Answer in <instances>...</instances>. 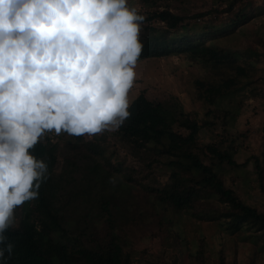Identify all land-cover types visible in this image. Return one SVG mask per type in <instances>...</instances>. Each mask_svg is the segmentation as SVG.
I'll return each mask as SVG.
<instances>
[{
    "label": "trees",
    "instance_id": "obj_1",
    "mask_svg": "<svg viewBox=\"0 0 264 264\" xmlns=\"http://www.w3.org/2000/svg\"><path fill=\"white\" fill-rule=\"evenodd\" d=\"M141 1L152 9L139 12L145 17L140 30L143 52L139 59L186 54L231 68L234 75H227L218 82L207 80L197 81V84L199 96L207 104L209 113L216 115L223 110L234 115L232 98L249 82L246 81L247 70L238 60L242 56L257 59L260 54L256 49L243 53L230 51L215 41L256 16L259 7L264 9V0L261 3L258 0H223L225 6L222 8L212 7L188 16L168 7L160 9L155 0ZM206 15L209 16L205 20L196 21ZM191 20L194 22L190 23ZM160 22L162 26H157ZM193 24L198 27H191ZM132 100L130 117L112 132L113 137L134 149L148 172L163 157L166 159L162 161L170 170V181L161 188L146 185L144 200L153 207H172L178 212L217 221L225 233L238 232L255 242L261 239V247H264V210L249 204L234 188L227 186L221 171L222 164L230 166L235 174L232 181H235L238 172L251 161L253 178L264 192L263 149L260 154L238 162L226 150L207 143V153L217 164L207 163L194 150L200 130L195 120L184 117L180 125L183 130L176 129L162 112L176 116L178 110L172 108L170 101L152 98L145 92ZM74 137L76 144L82 143L87 151L80 155L85 163L81 184L76 189H68L69 180L54 171L57 145L50 137L44 136L31 150L34 156L47 163L48 178L41 183L38 198L22 206L18 223L7 232L14 244L7 264H117L114 260L118 239L116 223L125 217L121 207H128L132 201L127 195H117L116 188L109 182L110 177H116L113 172H120L121 164L112 166L104 154L105 148L94 142L104 139V135L85 143L83 136ZM96 186L100 188L92 197ZM122 186L125 190L129 188L127 183ZM5 255L7 257V253ZM196 256L203 262L200 248ZM162 264L172 263L163 261ZM220 264H224L223 258Z\"/></svg>",
    "mask_w": 264,
    "mask_h": 264
},
{
    "label": "clouds",
    "instance_id": "obj_2",
    "mask_svg": "<svg viewBox=\"0 0 264 264\" xmlns=\"http://www.w3.org/2000/svg\"><path fill=\"white\" fill-rule=\"evenodd\" d=\"M144 20L128 0H0V264L17 208L48 178L31 151L46 133L91 137L130 117Z\"/></svg>",
    "mask_w": 264,
    "mask_h": 264
},
{
    "label": "rangeland",
    "instance_id": "obj_3",
    "mask_svg": "<svg viewBox=\"0 0 264 264\" xmlns=\"http://www.w3.org/2000/svg\"><path fill=\"white\" fill-rule=\"evenodd\" d=\"M261 2L258 0V3ZM128 3L137 7L139 12L152 9L141 0H128ZM155 3L160 9L168 7L187 16L225 6L223 0H155ZM257 11L258 14L244 25L215 41L218 46L230 51L243 53L247 49H256L260 54L257 59L242 56L238 60L247 70L246 81L249 82L232 98V116L223 110L216 115L215 112L209 113L207 104L199 96L197 84V81L207 80L218 82L227 75H234L235 71L231 68L178 54L139 59L135 69L137 78L130 98L145 92L152 98L170 101L172 108L178 110L176 116L162 112L176 129L183 130L180 125L184 117L195 120L200 130L194 150L207 163L217 164L216 159L207 153V143L226 150L238 162L260 154L262 149L264 151V9L259 7ZM208 16L199 17L196 21H203ZM157 26H162V23ZM193 26L198 27L196 24ZM112 132L106 130L91 137L84 135L83 142L104 135V139L94 142L105 148L104 154L109 157L112 166L121 164L120 172H113L116 175V182L112 183L115 192L132 199L128 207H121L125 217L116 223L118 239L114 260L117 264H162L163 261L172 264H220L222 258L224 264H264L261 239L255 242L238 232L225 233L217 221L198 218L185 211L178 212L172 207L150 206L144 200L146 185L161 188L170 181V170L162 161L166 157L148 172L142 157L113 137ZM45 136L57 145L54 171L69 180L68 189H76L82 180L85 159L80 155L87 152L85 146L80 142L76 144L75 137L66 133L56 135L50 132ZM221 167L224 183L234 188L246 202L264 210V192L253 178L252 162L249 161L245 169L238 172L235 181H232L235 177L233 169L226 164ZM124 177L131 180L127 181ZM122 183L129 185L128 190ZM99 188H93L92 197ZM21 215L22 206L16 210V224ZM198 248L202 251L203 262L196 256Z\"/></svg>",
    "mask_w": 264,
    "mask_h": 264
}]
</instances>
